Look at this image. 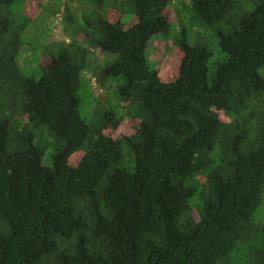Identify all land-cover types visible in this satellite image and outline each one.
Here are the masks:
<instances>
[{"label": "trees", "instance_id": "obj_1", "mask_svg": "<svg viewBox=\"0 0 264 264\" xmlns=\"http://www.w3.org/2000/svg\"><path fill=\"white\" fill-rule=\"evenodd\" d=\"M261 68L264 0H0V264H264Z\"/></svg>", "mask_w": 264, "mask_h": 264}, {"label": "rangeland", "instance_id": "obj_2", "mask_svg": "<svg viewBox=\"0 0 264 264\" xmlns=\"http://www.w3.org/2000/svg\"><path fill=\"white\" fill-rule=\"evenodd\" d=\"M36 4V3H35ZM37 5V4H36ZM38 6V5H37ZM53 19V18H52ZM60 19V18H58ZM58 24L57 20H51L50 23H48L47 28L49 31H51L52 29H54V27ZM203 30V34H209L213 43H214V50L216 53V56H218L219 58H223L225 57V52L221 49L220 44H219V36L216 33L215 29L213 28H208V29H202ZM44 37H47L45 35H41L40 36V40L43 39ZM67 39H69V37H67ZM62 43H60V47H62L63 45H65L66 43L61 40ZM59 46L55 45L51 48H49V50L47 51L49 54H53V53H57L59 51ZM172 49V44L171 41H166L164 39H162L161 37H154L151 41V43L148 46V56L151 62L155 63L156 66H160L162 65V63H164L170 56L171 54V50ZM98 55L97 58L99 57L100 59L105 57V54L103 53L102 50H98ZM111 59H107L105 61H103L104 63H109L111 62ZM22 66V64H21ZM22 69L28 74L27 70H26V66H23ZM262 73H264V68H261ZM88 78L83 74L82 76V81H83V85L81 87L80 90V94L83 98V102L81 105V112L83 117H85L86 120H88L89 122L95 121L96 124L101 123L102 120V116H103V112L105 110V107L103 106H98L97 108V103H93L94 100L91 99V97L89 96V92H88ZM50 151L48 150L47 153H49Z\"/></svg>", "mask_w": 264, "mask_h": 264}]
</instances>
